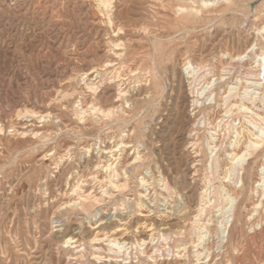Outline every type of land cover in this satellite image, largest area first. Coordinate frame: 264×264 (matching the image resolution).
<instances>
[{"label": "rangeland", "instance_id": "1", "mask_svg": "<svg viewBox=\"0 0 264 264\" xmlns=\"http://www.w3.org/2000/svg\"><path fill=\"white\" fill-rule=\"evenodd\" d=\"M262 128L264 0H0V264H264Z\"/></svg>", "mask_w": 264, "mask_h": 264}, {"label": "bare ground", "instance_id": "2", "mask_svg": "<svg viewBox=\"0 0 264 264\" xmlns=\"http://www.w3.org/2000/svg\"><path fill=\"white\" fill-rule=\"evenodd\" d=\"M207 4V3H206ZM191 10V9H190ZM187 11V10H186ZM197 11V10H196ZM247 25V24H246ZM129 32V31H128ZM144 32V31H143ZM246 58V57H245ZM191 68V67H190ZM193 72V71H192ZM119 73V72H118ZM249 87V86H248ZM257 88V87H256ZM253 89V88H252ZM197 104V103H196ZM110 114V113H109ZM108 115V114H107ZM253 115V114H252ZM254 121V120H253ZM256 126V125H255ZM261 128V127H260ZM260 132H261V135H256L255 137V140H252L250 141V143L248 144V150L245 151L242 155L236 157V160H234V162L236 163V167H235V174H236V179H237V182H236V185H238V182L241 181V178H240V181L238 179V176L240 177V174H247V177L251 175V171L253 169V166H249V158H250V150H255L257 148H259L260 146H262L264 144V129H260ZM254 139V138H253ZM218 154V153H217ZM216 154V155H217ZM215 157V156H214ZM234 158V157H233ZM235 159V158H234ZM212 164V163H211ZM215 169V168H214ZM250 170V171H249ZM262 172L264 173V166L262 168ZM240 185V184H239ZM243 185V183H242ZM241 186V185H240ZM264 186V176H262V181H260L256 188L258 187H263ZM245 188V187H244ZM244 188H241L242 191L244 192ZM264 188V187H263ZM246 189V188H245ZM261 189V188H260ZM247 190V189H246ZM232 201H235L237 202V198H234L232 199ZM209 202V201H208ZM202 209V208H201ZM205 212V211H204ZM230 212V211H229ZM232 215V214H231ZM230 215V216H231ZM225 220V218H224ZM227 222V221H226ZM206 226V225H205ZM221 234L224 236L226 231H225V227L221 229H219ZM97 235V234H96ZM99 236V235H98ZM204 237V236H203ZM97 238V237H96ZM107 238V237H106ZM72 240V238H70ZM103 239V238H102ZM98 240V238H97ZM203 240V239H202ZM110 242H113L115 241V244H119L120 241L117 240V239H109ZM69 243V242H68ZM98 243V242H97ZM200 260V259H199Z\"/></svg>", "mask_w": 264, "mask_h": 264}]
</instances>
